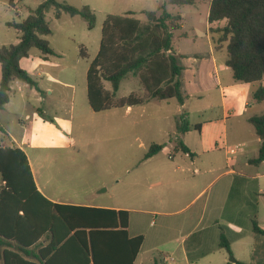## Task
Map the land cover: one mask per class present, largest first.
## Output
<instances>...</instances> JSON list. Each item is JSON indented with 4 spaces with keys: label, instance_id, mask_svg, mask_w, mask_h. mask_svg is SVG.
<instances>
[{
    "label": "trees",
    "instance_id": "1",
    "mask_svg": "<svg viewBox=\"0 0 264 264\" xmlns=\"http://www.w3.org/2000/svg\"><path fill=\"white\" fill-rule=\"evenodd\" d=\"M25 19L10 25L20 32V41L0 47V111L10 101V85L20 80L37 90L38 85L22 69L20 60L33 49L53 55L48 40L51 29L46 14L80 16L89 30L96 15L89 6L75 7L58 0H40ZM197 0H167V5H194ZM164 3V4H165ZM162 5L160 14L146 12L145 23L133 15H109L102 27L100 48L87 71V100L98 113L112 108L141 106L150 101L176 99L182 92L183 67L173 51V31L182 24L180 14L172 15ZM209 33L215 46H226V65L233 80L258 85L251 97L264 101V0H211ZM80 54L86 53L81 49ZM138 77L145 97L135 93L117 99L121 82L128 75ZM109 83L111 89L105 88ZM249 123L261 141L255 164L264 161V114ZM188 129L186 125L179 132ZM197 128V127H196ZM0 130L1 127H0ZM177 150L188 153L178 142ZM163 148L154 144L145 159ZM129 211L100 207L57 204L37 189L28 157L19 147L0 146V260L2 264H134L143 236L128 233ZM252 231L264 236L255 219ZM231 241L221 227L219 246L227 253L226 264H246L235 258Z\"/></svg>",
    "mask_w": 264,
    "mask_h": 264
},
{
    "label": "crops",
    "instance_id": "2",
    "mask_svg": "<svg viewBox=\"0 0 264 264\" xmlns=\"http://www.w3.org/2000/svg\"><path fill=\"white\" fill-rule=\"evenodd\" d=\"M21 1L3 0L2 5L7 6L17 16H22L23 8L19 4ZM209 1L211 3V0ZM32 2L34 10L41 3L40 0H32ZM8 19L10 17L3 23L7 28L17 31L15 40L17 44L20 41V32L10 24L20 21ZM208 38L206 49L201 46L177 49L173 42V51L183 67L182 92L185 102L183 105L180 104V108L184 111L188 100L196 96L203 97L218 87L222 98L220 112L216 117L201 123L192 125L187 123L188 129L183 128V132L177 129L174 131L173 135H178L188 148L189 152L183 153L189 159L180 157V164L173 167L163 164L159 166L154 176L148 177L155 179L147 189L154 194L152 196L154 204L149 203V209L104 204L97 202L99 199H90L86 196L75 195V200L66 197L63 192L51 190L46 181L42 179L38 181L40 170L38 167H33L32 161L27 156L36 187L49 201L57 204L129 211V235L131 237L141 235L144 238L134 264H226L227 253L219 246L221 227L231 241V249L237 260L246 264H264V236L252 231L254 215L260 228L264 229L260 203L264 198V161L258 164L253 162L258 157L261 141L248 121L252 116L264 114V109L260 107L264 101L256 102L251 97L252 90L258 85L252 87L251 84L233 80L232 71L225 63L226 46L217 48L210 33ZM196 41L197 37L193 41L194 45ZM52 50L53 55L41 57L30 53L29 57L20 60L21 68L29 73L39 89L15 80L10 85L9 95L15 88L23 91L24 87H29L34 96H39L36 97L39 101H44L43 94L47 91L53 94V87L74 89V86L63 78L67 68L58 63L54 57H50L56 55V51ZM261 84L264 86V79ZM12 105L13 100L10 97L9 103L0 113ZM213 108V104H210L198 112L202 113ZM182 115L185 120L190 114L182 112ZM54 119L55 124L62 125L70 133L71 130L67 128L68 123L65 119L56 114ZM52 121L43 110L38 109V114L32 116L30 124H24L22 142L18 143L8 130V124L3 123L0 118L2 129L0 141L5 142V137H8L13 143L10 146L19 147L26 153L25 144L36 146L34 143L44 138L45 134L58 136L62 133L61 128H57ZM237 143H243L245 148L228 161L223 145ZM158 155L159 152L147 160H152ZM168 158L174 161L177 156L169 155ZM184 165L194 168L190 170L188 167L185 170L182 168ZM217 184L218 188L208 194ZM142 216L146 219L151 217V228L157 225L151 234L139 226ZM153 217L155 221L152 220ZM241 244H245L243 251L246 250V256L238 252L239 249L241 250ZM0 264H2L1 260Z\"/></svg>",
    "mask_w": 264,
    "mask_h": 264
},
{
    "label": "rangeland",
    "instance_id": "3",
    "mask_svg": "<svg viewBox=\"0 0 264 264\" xmlns=\"http://www.w3.org/2000/svg\"><path fill=\"white\" fill-rule=\"evenodd\" d=\"M2 2L3 0H0V46L15 44L17 35V31L7 28L3 21L9 17L8 20L21 21L35 8L32 0H22L19 4L23 8V14L17 16L7 6H3ZM59 2L78 8L89 6L96 15V24L92 30L88 29L86 21L80 16L72 17L64 13L57 19L54 10H50L46 15L51 29V35L47 40L50 47L56 51V55L50 57H54L58 63L67 68L63 78L70 82L74 89L53 87V94L47 91L43 94L44 101H39L37 99L39 96H34L31 88L24 87L23 91L15 88L10 94L13 105L0 113L1 121L8 124V130L18 143H21L23 126L30 124L32 116L38 114V109L52 118L54 124L55 114L62 117L67 121L70 133L62 125L55 124L57 128H61L60 135L45 134L44 138L34 143L36 146H31L29 143L24 145L33 167H38L40 170L38 181L40 179L46 181L51 190L63 192L64 196L72 199L75 195H79L99 199L97 202L104 204L149 209L148 204H154L152 198L154 194L147 189L155 179L148 177L154 176L159 166L163 164L173 167L180 164V157L189 159L180 149L177 150L176 145L181 140L178 135H173L174 131L187 123L192 125L216 117L221 106L220 90L215 87L203 97L191 98L186 102L187 108L184 111L181 110L176 99H171L153 100L141 106L131 107L129 110L123 107L94 112L87 100L86 76L91 61L99 51L102 27L107 16L131 14L135 19L145 23L146 12L157 10L160 14V8L166 1L63 0ZM164 5L170 14L183 16L182 27L173 31L174 46L177 49L178 47L189 49L194 46L206 49L209 39L207 15L210 1L197 0L196 4L186 6L167 5V3ZM196 37L197 41L194 45L193 41ZM81 49L86 53L85 56L80 54ZM31 53L41 57L43 55L37 49H33ZM21 85L24 86L23 83ZM105 88L110 90V84L105 83ZM131 93L140 97L146 96L138 77L130 74L121 82L117 99L127 97ZM210 104L214 106L212 110L198 112ZM260 107L264 109V104ZM182 112H189L190 115L184 120ZM4 140L5 142L0 141V146L9 147L13 144L8 137ZM154 144L162 145V150L156 158L145 159V155ZM169 155L177 156V159L169 160ZM222 161L220 162L224 164V159ZM188 167L184 165L182 168L187 170ZM189 168L192 170L194 167ZM216 188L218 184L208 194ZM260 203L261 219H264V198ZM151 209L155 208L151 207ZM145 219L142 216L139 226L151 234L157 225L151 228V217ZM152 220L155 221V217ZM244 245L241 244V250L239 249L238 252L246 256V250L243 251Z\"/></svg>",
    "mask_w": 264,
    "mask_h": 264
},
{
    "label": "built area",
    "instance_id": "4",
    "mask_svg": "<svg viewBox=\"0 0 264 264\" xmlns=\"http://www.w3.org/2000/svg\"><path fill=\"white\" fill-rule=\"evenodd\" d=\"M3 147V146H1ZM245 148V145L243 143H237V144H224L223 149L226 151L227 159L230 161L231 157L237 155L238 153L242 152Z\"/></svg>",
    "mask_w": 264,
    "mask_h": 264
}]
</instances>
